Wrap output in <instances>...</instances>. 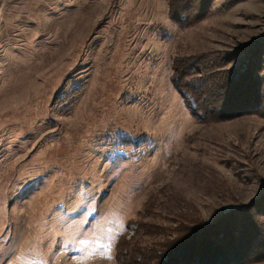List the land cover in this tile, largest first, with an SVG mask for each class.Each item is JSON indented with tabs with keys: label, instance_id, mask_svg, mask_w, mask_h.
I'll return each mask as SVG.
<instances>
[{
	"label": "rangeland",
	"instance_id": "obj_1",
	"mask_svg": "<svg viewBox=\"0 0 264 264\" xmlns=\"http://www.w3.org/2000/svg\"><path fill=\"white\" fill-rule=\"evenodd\" d=\"M167 10L0 0V264H119L115 239L139 221L264 194V117L202 119L170 82L174 55L235 52L224 72L252 47L264 74V0H212L190 24Z\"/></svg>",
	"mask_w": 264,
	"mask_h": 264
},
{
	"label": "trees",
	"instance_id": "obj_2",
	"mask_svg": "<svg viewBox=\"0 0 264 264\" xmlns=\"http://www.w3.org/2000/svg\"><path fill=\"white\" fill-rule=\"evenodd\" d=\"M211 1L168 0L167 14L178 25L190 24L209 10ZM258 50L252 47L246 59L224 72L215 67L235 52L210 62L206 53L174 55L170 82L193 100L192 111H198L202 119L243 113L264 117V74L259 75ZM121 135V142L132 141ZM175 221L172 226L139 221L135 235L127 240L126 232L121 231L114 242L115 259L119 264H250L264 259V194L217 211L208 219L178 213ZM144 235H158L159 239Z\"/></svg>",
	"mask_w": 264,
	"mask_h": 264
}]
</instances>
